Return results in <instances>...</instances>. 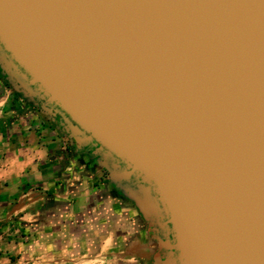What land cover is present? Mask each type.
Instances as JSON below:
<instances>
[{
	"label": "water",
	"instance_id": "1",
	"mask_svg": "<svg viewBox=\"0 0 264 264\" xmlns=\"http://www.w3.org/2000/svg\"><path fill=\"white\" fill-rule=\"evenodd\" d=\"M0 77L91 148L150 264H264V0H0Z\"/></svg>",
	"mask_w": 264,
	"mask_h": 264
},
{
	"label": "crops",
	"instance_id": "2",
	"mask_svg": "<svg viewBox=\"0 0 264 264\" xmlns=\"http://www.w3.org/2000/svg\"><path fill=\"white\" fill-rule=\"evenodd\" d=\"M0 81V264H150L137 211Z\"/></svg>",
	"mask_w": 264,
	"mask_h": 264
},
{
	"label": "rangeland",
	"instance_id": "3",
	"mask_svg": "<svg viewBox=\"0 0 264 264\" xmlns=\"http://www.w3.org/2000/svg\"><path fill=\"white\" fill-rule=\"evenodd\" d=\"M2 81V80H0ZM4 84V83H3ZM5 85V84H4ZM7 89H9L12 94H13V91L10 89V87H7L5 86ZM14 95V94H13ZM37 112H39L37 109H35ZM41 114V113H40ZM41 119L43 120V122L48 126L50 127L51 129H53L56 133L57 131L55 130V128L53 127V125L41 114ZM58 134V133H57ZM59 135V134H58ZM60 137V141H61V146L63 147L64 150L68 151L70 153V156H72V153H71V148H70V145H69V142L68 140L65 138V137H62L61 135H59ZM75 161V165H76V168L78 169L79 167H81V163L78 162L77 159L74 160ZM92 172L98 176H100L104 182H107V177L105 176V174L98 168V169H94L92 170ZM145 225V224H144ZM146 228V226H145Z\"/></svg>",
	"mask_w": 264,
	"mask_h": 264
},
{
	"label": "flooded vegetation",
	"instance_id": "4",
	"mask_svg": "<svg viewBox=\"0 0 264 264\" xmlns=\"http://www.w3.org/2000/svg\"><path fill=\"white\" fill-rule=\"evenodd\" d=\"M44 116V115H43ZM45 117V116H44ZM46 118V117H45ZM58 116L55 117V119H57ZM69 142V141H68ZM70 145V144H69ZM71 153L72 155H74L75 159L78 160L79 163L85 165V167L87 169H91V170H94V169H98L97 167L94 166V164L92 163V159H91V155L88 154L89 151H91V148L90 147H85L83 149V154L84 155H78L76 154L75 152V149L73 147H71Z\"/></svg>",
	"mask_w": 264,
	"mask_h": 264
},
{
	"label": "trees",
	"instance_id": "5",
	"mask_svg": "<svg viewBox=\"0 0 264 264\" xmlns=\"http://www.w3.org/2000/svg\"><path fill=\"white\" fill-rule=\"evenodd\" d=\"M0 80H2L1 79V77H0ZM4 84H5V86H7V87H9L4 81H2ZM13 94H14V96L16 97V98H18V99H20V97L17 95V94H15L14 92H13ZM21 100V99H20ZM22 101V100H21ZM23 102V101H22ZM30 106V105H29Z\"/></svg>",
	"mask_w": 264,
	"mask_h": 264
}]
</instances>
